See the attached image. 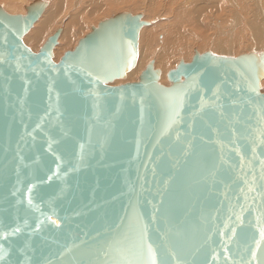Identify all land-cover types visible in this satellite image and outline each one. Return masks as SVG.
I'll use <instances>...</instances> for the list:
<instances>
[{
    "label": "water",
    "instance_id": "1",
    "mask_svg": "<svg viewBox=\"0 0 264 264\" xmlns=\"http://www.w3.org/2000/svg\"><path fill=\"white\" fill-rule=\"evenodd\" d=\"M0 7V264H264V52H196L139 81L143 15L55 63L45 13Z\"/></svg>",
    "mask_w": 264,
    "mask_h": 264
},
{
    "label": "rangeland",
    "instance_id": "2",
    "mask_svg": "<svg viewBox=\"0 0 264 264\" xmlns=\"http://www.w3.org/2000/svg\"><path fill=\"white\" fill-rule=\"evenodd\" d=\"M10 1L11 0H0V7H2L10 15H25L26 6H29L35 0H13L15 2V5H14L15 7L12 6L13 3ZM43 1L45 2L47 1L46 2L47 10H45V13L43 14V16L41 17L39 21H41L44 18V16H46L47 12L54 9L56 0H43ZM86 1L87 0H68V2L66 3L67 5L64 6V9L62 11L63 13L60 18L61 20L56 21V24L54 27L55 29L51 31L52 33L50 32L49 34H47L39 44L34 45V43L28 44L27 42H25V38L30 33H32L34 28L37 26L39 22L38 21L35 24V26L31 29V31L24 37L23 39L24 44L28 48H30L34 53H39V51L45 45L48 39L57 30L63 29L64 25H67L71 21V19L76 17L75 14H78V11L79 12L81 11L82 9L81 6L83 7L84 6L83 3H85ZM116 1L118 2V0H105V3H107L109 7L110 6L112 7L109 10L110 12H107V14L100 13L96 15L94 18H91L87 22H85L84 28L76 36L74 44L72 46L64 48L60 53L57 54L55 50L60 45V39L63 34L62 33L59 38L58 45L54 50L53 61L55 63H59V61L64 57L66 53L74 51V49L79 45L78 43L80 42V40L84 39L89 33L92 32L93 27H98V25L101 22L108 20L110 18H113L115 15L120 14V13H131L133 15L141 14L143 15L144 21H146L147 23H150V24L153 23V24L151 25V27L150 26L144 27L141 30L142 32L140 33L139 55H138L139 57L137 60V64L141 60L144 62H143V67L140 70L137 79L119 80V83H117V85H122L126 83H134V82L139 81V77L146 70V68L151 62L155 63V69L160 70L161 76H162L164 70L162 68L156 67V63H157L156 61L158 60V57L156 56L162 54L163 52H165L168 58L170 59V63L168 66L169 69L167 68L166 70L167 71L166 72L167 85L166 84L163 85L162 83H160L161 81L159 80V83L163 86L171 85L167 77L169 72H171L172 70H175L181 61H184L185 63H191L197 51L200 54L211 52L212 54L216 56L229 57V58H237L245 54H251V53L260 54L264 52V30H263L264 24H262L264 23L263 21L264 19V0H212L217 5V8L214 14L212 15L211 24H208L204 18L202 19L201 23L195 22L193 20L188 21L187 19L181 20V21H186V23H182L179 20L175 19V14L179 13L182 10L185 11L191 8L192 4L195 1L199 2V0H195V1L193 0L194 2H192V0H178V1L177 0H151V3L149 4L150 6H148L147 4L148 0H126L125 4H123L125 5V8L124 9L122 8V10L118 9L119 6L117 7V9L116 7H113L114 2ZM189 1H190V4H189ZM226 4H227V7L230 10H232V12L230 15L227 14L228 17H223V14L226 9ZM8 5L9 6L11 5L13 8L9 7ZM163 5H165L164 6L165 8L161 9L163 8ZM145 6H146L145 8L146 11H144ZM149 9L152 10L151 13L148 11ZM240 9L242 11L244 10V12L246 11L247 13L243 12L244 13L243 14ZM147 11H148V15H147ZM248 11H250L249 14H248ZM150 14L152 15V17H150L151 16ZM250 14L251 16H249ZM252 14L254 16H252ZM250 18L254 20L252 21L250 20ZM248 22L251 23V26L249 27L248 25L250 24ZM252 22H253L254 27L252 26ZM149 27L150 29L155 28L154 33L144 32V30H146V28L149 29ZM246 27L248 28V30L246 29ZM255 28L260 29L258 30V32L261 30L263 31L257 34V32H255ZM171 31L175 33H179L181 37L180 42L174 46H170L171 43L169 40H167V37L173 36L171 34ZM187 52H191V55L188 57H185ZM152 54H156V56ZM261 92L264 93V81L261 83Z\"/></svg>",
    "mask_w": 264,
    "mask_h": 264
},
{
    "label": "bare ground",
    "instance_id": "3",
    "mask_svg": "<svg viewBox=\"0 0 264 264\" xmlns=\"http://www.w3.org/2000/svg\"><path fill=\"white\" fill-rule=\"evenodd\" d=\"M194 1L192 0V2H194ZM10 2H12L13 5ZM10 2L9 3L13 7H15L14 6L15 5V2L13 0H11ZM67 2H68V0H56L55 1L54 9L50 10L49 12H47L46 16H44V18L41 21L38 22L37 26L34 28V30L32 31V33H30L25 38V42H27L28 44H33L34 43V45L39 44L47 34H49L53 29H55L54 27H55L56 21L57 20H61L60 18H61L62 13H63L62 11L64 9V6L67 5L66 4ZM125 2H126V0H121V1L118 0V2L117 1L114 2V6L113 7H116V9H117V7L119 6L118 9L119 10H122V8L123 9L125 8V5H123V4H125ZM104 3H105V0H87L85 3H83L84 6L83 7L81 6V8H82V9L80 8L81 11L80 12L78 11V14H75L77 18L74 17L73 19H71V21L67 25H64L63 26V34H62L61 39H60V45L55 50V52L57 54L60 53L64 48H67V47L72 46L74 44L75 39H76V36L83 30L84 23L85 22H87L91 18H94L96 15H98L100 13H106L107 14V12H110L109 10L112 7L111 6L109 7L107 3H105V4ZM150 3H151V0H148V3H147L148 6H150L149 5ZM173 3H175V2H173ZM189 4H190V1H189ZM11 5L10 6L8 5V6L9 7H12ZM164 6L165 5H163V8H161V9H164L165 8ZM166 6H168V5H166ZM145 8H146V6L144 7V9ZM147 8H149V7H147ZM216 8H217V5L212 0H199V2H196L195 1L192 4L191 8H189V9H187L185 11L182 10L179 13L176 12L177 14H175V19L176 20H179L182 23H186V21H181L183 19H187L188 21L193 20L195 22L201 23L202 22V19L204 18L207 21L208 24H211V22H212V15L214 14ZM144 11H146V9ZM148 11L151 13L152 10L149 9ZM148 11H147V15H148ZM231 12H232V10H230L227 7V4H226V9H225V12L223 14V17H228L227 14L230 15ZM243 12H244V10L242 11V13ZM249 12L250 11H248V14H249ZM244 13H247V12L245 11ZM237 14H238V12H237ZM152 15H153V13H152ZM152 15L150 17H152ZM240 16H242V15H240ZM249 16H251V14ZM252 16H254V15L252 14ZM250 20H252V19L250 18ZM235 21H236V19H235ZM263 21H264V19H263ZM248 23L250 24V25H248V27L251 26V23L250 22H248ZM260 23H258V24H260ZM152 24L153 23H151L149 26L151 27ZM262 24H264V23H262ZM252 26H253V22H252ZM255 26H256V24H255ZM150 27H149V29L146 28V30H144V32H146V33H154V29L155 28L154 29H152V28L150 29ZM253 27H251V28H253ZM259 28H261V27H259ZM246 29L248 30L247 27H246ZM258 30H260V29L255 28V32H257V34H259V32L263 31L264 29L261 30V31H259V32H258ZM171 34L173 36L167 37V40L170 41V43H171L170 46H174V45H176V44H178L180 42L181 37H180V34L179 33H175L173 31H171ZM142 36H143V34H142ZM166 50H167V48H166ZM152 55H155L156 56V54H152ZM190 55H191V52H187L186 55H185V57H188ZM57 56H59V55H57ZM156 57H158V60L156 61L157 62L156 63V67L162 68L164 70L163 75L161 76L162 78L160 79V81H161L160 83H162L163 85H165V84L167 85V81H166V72L167 71L166 70H167V68L169 66L170 59L168 58V56H167V54L165 52H163L160 55H157ZM143 62L144 61H142V60L140 62H138L136 68H134L131 72H129L127 74L126 80H134V79H137L138 74H139L140 70L143 67ZM117 83H119V80L115 81L111 85L112 86H117Z\"/></svg>",
    "mask_w": 264,
    "mask_h": 264
},
{
    "label": "snow or ice",
    "instance_id": "4",
    "mask_svg": "<svg viewBox=\"0 0 264 264\" xmlns=\"http://www.w3.org/2000/svg\"><path fill=\"white\" fill-rule=\"evenodd\" d=\"M261 235L264 236V231L261 232Z\"/></svg>",
    "mask_w": 264,
    "mask_h": 264
}]
</instances>
